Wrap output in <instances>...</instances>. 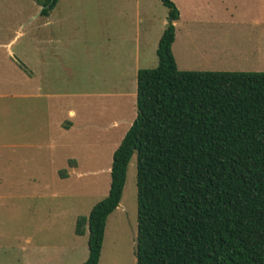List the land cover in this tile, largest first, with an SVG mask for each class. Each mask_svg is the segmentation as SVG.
I'll return each mask as SVG.
<instances>
[{"label":"rangeland","instance_id":"1","mask_svg":"<svg viewBox=\"0 0 264 264\" xmlns=\"http://www.w3.org/2000/svg\"><path fill=\"white\" fill-rule=\"evenodd\" d=\"M44 1L0 0V264L87 258L76 219L107 195L112 153L136 116L135 71L157 65L167 24L161 0H57L49 28ZM172 2L179 70L264 72L262 32L238 23L236 0ZM50 31L59 41L48 47ZM136 195L134 154L97 264H136Z\"/></svg>","mask_w":264,"mask_h":264},{"label":"trees","instance_id":"2","mask_svg":"<svg viewBox=\"0 0 264 264\" xmlns=\"http://www.w3.org/2000/svg\"><path fill=\"white\" fill-rule=\"evenodd\" d=\"M161 1L157 65L137 70L136 116L112 153L107 195L76 219L75 234L87 232L81 264L99 261L134 154L136 264H264V72L179 70V11Z\"/></svg>","mask_w":264,"mask_h":264},{"label":"crops","instance_id":"3","mask_svg":"<svg viewBox=\"0 0 264 264\" xmlns=\"http://www.w3.org/2000/svg\"><path fill=\"white\" fill-rule=\"evenodd\" d=\"M236 1H237V3H236L237 5H235V6L236 7L238 6L239 9L241 10V12H243L241 17H238V19H239L238 23L242 24V25H247V26L253 27L256 31H257L256 27H258V29L260 30V33L262 32V34H261V36L257 35L255 40L259 42L260 38H264V0H236ZM53 9H54V7L52 8V10ZM52 10H50V12L45 16L46 17V22H45L46 27H49L50 25L53 24V21L50 18ZM252 11L254 13H252ZM251 16L253 18H251ZM175 22H174V24H175ZM52 31H50V33H49L50 38L45 39V44L48 47L55 46V44L58 43V41H59L58 38L52 33ZM259 36H260V38H259ZM6 46L8 47L9 43L6 44ZM48 58L49 57H47V59ZM60 61L61 60H58V62H60ZM137 70L138 69H136L135 74H137ZM66 115L71 119L79 118L77 110L72 106H69L66 108ZM115 124H116L115 122L112 123V125H115ZM75 125H76V123H74V122H70L67 120L63 121V127L67 131H69L70 129H74Z\"/></svg>","mask_w":264,"mask_h":264},{"label":"water","instance_id":"4","mask_svg":"<svg viewBox=\"0 0 264 264\" xmlns=\"http://www.w3.org/2000/svg\"><path fill=\"white\" fill-rule=\"evenodd\" d=\"M48 6V5H47Z\"/></svg>","mask_w":264,"mask_h":264}]
</instances>
